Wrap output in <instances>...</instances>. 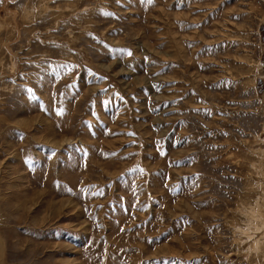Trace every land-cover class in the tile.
Here are the masks:
<instances>
[{"label": "rangeland", "instance_id": "obj_1", "mask_svg": "<svg viewBox=\"0 0 264 264\" xmlns=\"http://www.w3.org/2000/svg\"><path fill=\"white\" fill-rule=\"evenodd\" d=\"M0 264H264V0H0Z\"/></svg>", "mask_w": 264, "mask_h": 264}]
</instances>
